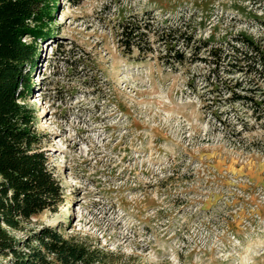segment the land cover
<instances>
[{"label": "rangeland", "instance_id": "374dc122", "mask_svg": "<svg viewBox=\"0 0 264 264\" xmlns=\"http://www.w3.org/2000/svg\"><path fill=\"white\" fill-rule=\"evenodd\" d=\"M46 2L25 103L65 195L17 238L50 225L99 264H264V112L227 87L264 106V79L211 56L239 35L264 50V0Z\"/></svg>", "mask_w": 264, "mask_h": 264}, {"label": "trees", "instance_id": "16d2710c", "mask_svg": "<svg viewBox=\"0 0 264 264\" xmlns=\"http://www.w3.org/2000/svg\"><path fill=\"white\" fill-rule=\"evenodd\" d=\"M48 7L46 0H0V258L4 259L0 264H99V250L82 238L64 237L50 225L30 231L24 239L16 236L39 213L56 212L65 195L34 129L32 108L25 103L32 88L30 72L36 65L38 42L49 37L38 26L52 22ZM122 35L128 47L136 44L137 35L129 22ZM235 43L227 55L222 49H212L215 62L223 65L229 60L230 72L264 79V50L259 43L245 35L236 37ZM174 58L181 61L183 56L176 52ZM227 87L233 103L264 112L255 96L234 93L236 85Z\"/></svg>", "mask_w": 264, "mask_h": 264}]
</instances>
